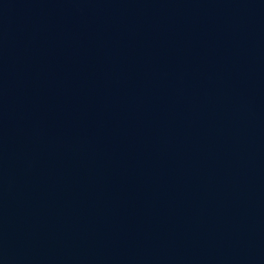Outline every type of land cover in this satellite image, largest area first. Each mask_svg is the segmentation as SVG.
Returning a JSON list of instances; mask_svg holds the SVG:
<instances>
[{"label": "water", "instance_id": "water-1", "mask_svg": "<svg viewBox=\"0 0 264 264\" xmlns=\"http://www.w3.org/2000/svg\"><path fill=\"white\" fill-rule=\"evenodd\" d=\"M0 264H264V0H0Z\"/></svg>", "mask_w": 264, "mask_h": 264}]
</instances>
